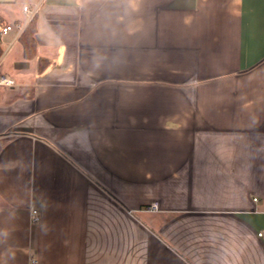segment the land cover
Returning a JSON list of instances; mask_svg holds the SVG:
<instances>
[{"label":"crops","instance_id":"0c3cea01","mask_svg":"<svg viewBox=\"0 0 264 264\" xmlns=\"http://www.w3.org/2000/svg\"><path fill=\"white\" fill-rule=\"evenodd\" d=\"M0 47V264H264V0H0Z\"/></svg>","mask_w":264,"mask_h":264},{"label":"built area","instance_id":"2783aa9c","mask_svg":"<svg viewBox=\"0 0 264 264\" xmlns=\"http://www.w3.org/2000/svg\"><path fill=\"white\" fill-rule=\"evenodd\" d=\"M24 10L26 12L30 13V20H32L36 16V14L39 10V6H36L34 9H29V7H24ZM18 28H19L20 34H21L23 31V26L20 25V26H18ZM13 29H14V27L12 25H4L1 28V34L7 35ZM16 84H17V82L14 78H12L11 76L7 75L6 73H3L0 71V97H1L2 91L4 89L13 88L16 86ZM257 200L258 199H255V201H257ZM158 209H159V206L157 203H154L150 206V210H152V211H157ZM33 220L35 222H38L40 220V217L37 215V212H34ZM258 237L264 238V230H262L258 233Z\"/></svg>","mask_w":264,"mask_h":264},{"label":"trees","instance_id":"16d2710c","mask_svg":"<svg viewBox=\"0 0 264 264\" xmlns=\"http://www.w3.org/2000/svg\"><path fill=\"white\" fill-rule=\"evenodd\" d=\"M36 30H37L36 18H34L21 37L25 45V54L27 57H32L35 54L36 42L34 39V35L36 33ZM1 53H2V50L0 47V56H1Z\"/></svg>","mask_w":264,"mask_h":264}]
</instances>
